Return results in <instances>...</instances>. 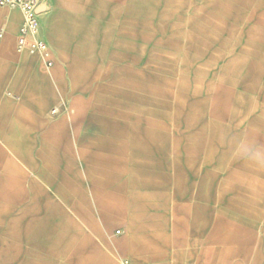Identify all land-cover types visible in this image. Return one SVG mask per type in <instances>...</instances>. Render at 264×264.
<instances>
[{
	"label": "rangeland",
	"instance_id": "obj_1",
	"mask_svg": "<svg viewBox=\"0 0 264 264\" xmlns=\"http://www.w3.org/2000/svg\"><path fill=\"white\" fill-rule=\"evenodd\" d=\"M52 16L48 119L93 161L162 174L141 197L165 202L170 251L207 264L224 163L264 131V0H54ZM0 153V191L24 194V167Z\"/></svg>",
	"mask_w": 264,
	"mask_h": 264
},
{
	"label": "crops",
	"instance_id": "obj_2",
	"mask_svg": "<svg viewBox=\"0 0 264 264\" xmlns=\"http://www.w3.org/2000/svg\"><path fill=\"white\" fill-rule=\"evenodd\" d=\"M53 7L45 0L40 36L54 55ZM21 24L18 10L0 7V150L24 167V194L0 191V264H186L168 248L165 202L139 192L162 174L93 161L78 151L76 127L48 119L59 95L42 59L17 53ZM224 165L207 264H264V131L248 130Z\"/></svg>",
	"mask_w": 264,
	"mask_h": 264
},
{
	"label": "built area",
	"instance_id": "obj_3",
	"mask_svg": "<svg viewBox=\"0 0 264 264\" xmlns=\"http://www.w3.org/2000/svg\"><path fill=\"white\" fill-rule=\"evenodd\" d=\"M44 3L45 0H0V7H12L21 12L22 24L17 36V45L20 49L39 54L44 67L50 70L54 66L53 53L40 36V17L44 12ZM12 98L18 100L16 96ZM52 114L55 115V112Z\"/></svg>",
	"mask_w": 264,
	"mask_h": 264
},
{
	"label": "bare ground",
	"instance_id": "obj_4",
	"mask_svg": "<svg viewBox=\"0 0 264 264\" xmlns=\"http://www.w3.org/2000/svg\"><path fill=\"white\" fill-rule=\"evenodd\" d=\"M6 8H11V9H15V10H18V9H16V8H12V7H6ZM19 11V10H18ZM20 12V11H19ZM21 13V12H20ZM16 51H17V53L18 54H28V55H38L39 57H40V55L39 54H37V53H35V52H31V51H29V50H27V49H20L19 47H18V45H16ZM41 58V57H40Z\"/></svg>",
	"mask_w": 264,
	"mask_h": 264
}]
</instances>
